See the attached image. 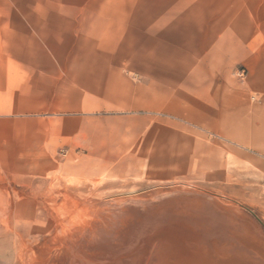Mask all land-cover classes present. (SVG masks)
I'll list each match as a JSON object with an SVG mask.
<instances>
[{
    "label": "crops",
    "instance_id": "crops-1",
    "mask_svg": "<svg viewBox=\"0 0 264 264\" xmlns=\"http://www.w3.org/2000/svg\"><path fill=\"white\" fill-rule=\"evenodd\" d=\"M230 1L227 23L223 0L145 24L47 0L0 6V152L13 153L0 158L22 159L30 175L103 174L126 161L178 167L207 133L258 143L264 0Z\"/></svg>",
    "mask_w": 264,
    "mask_h": 264
},
{
    "label": "rangeland",
    "instance_id": "rangeland-1",
    "mask_svg": "<svg viewBox=\"0 0 264 264\" xmlns=\"http://www.w3.org/2000/svg\"><path fill=\"white\" fill-rule=\"evenodd\" d=\"M194 2L47 0V7L107 8L145 24ZM230 4L223 0L224 23ZM245 76L240 67V84ZM258 131L256 144L207 133L205 146H191L200 152L169 168L142 160L103 174L40 176L24 173L22 159L0 158V264H264V128Z\"/></svg>",
    "mask_w": 264,
    "mask_h": 264
},
{
    "label": "bare ground",
    "instance_id": "bare-ground-1",
    "mask_svg": "<svg viewBox=\"0 0 264 264\" xmlns=\"http://www.w3.org/2000/svg\"><path fill=\"white\" fill-rule=\"evenodd\" d=\"M262 251V250H261ZM189 257V256H188ZM200 259V258H199Z\"/></svg>",
    "mask_w": 264,
    "mask_h": 264
}]
</instances>
